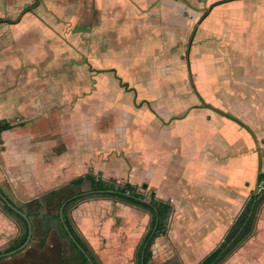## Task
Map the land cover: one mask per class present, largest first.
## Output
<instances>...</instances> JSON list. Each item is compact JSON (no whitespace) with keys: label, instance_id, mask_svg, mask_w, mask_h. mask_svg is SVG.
Segmentation results:
<instances>
[{"label":"crops","instance_id":"crops-1","mask_svg":"<svg viewBox=\"0 0 264 264\" xmlns=\"http://www.w3.org/2000/svg\"><path fill=\"white\" fill-rule=\"evenodd\" d=\"M115 1L117 3V0H78L81 8L89 12L85 13V17L82 15V18L78 16L72 19V23L86 25L99 20L101 24L102 20H105L101 18L104 10L109 13ZM128 1L134 3V0ZM161 1H163L160 3L163 10L161 21L167 22L169 27L172 24H175L174 27L178 25V30L167 29L170 31L165 32L161 45L164 49L166 47L169 49L164 50L161 47L154 52V64L156 68L161 65L165 69L163 79L177 80L176 75L180 73L181 80L188 82L191 87L190 91L188 85L186 86L190 94L195 91L194 89L198 93V96L191 98L194 104L184 116L191 113L192 116L189 117L200 125L193 131L201 129L203 136L201 179L192 182L186 191L180 186L176 194L168 189L179 186V183L169 184L164 190L157 187L153 181L146 182L145 179L136 182L131 180L129 175L127 178L115 175L108 169V165L103 167L105 153L111 150L112 145L108 143V135H101L95 131L96 125L103 129L110 126L118 128L132 126L131 136L135 137L139 144L142 139L138 123L148 110L147 104L157 107L159 117L153 114L155 119L161 118L163 123L170 124L173 122L172 119H176L173 113L177 112L178 99L175 97L172 104L168 103L167 99L158 104H155L158 99H143L144 103L142 104V100L140 106L139 102L133 103V100L119 97L127 95L128 88L133 89L134 93H137L138 89L132 85L128 87L130 82L123 84L120 78L121 69L119 71L113 68L111 71L112 68L105 66L101 56H93L92 50L97 46L98 36L92 35H97L96 33L86 35L89 38L84 40L80 30L79 34L73 37L70 35L73 38L70 41L63 31L55 28L65 25L64 23L60 25L55 19V21L39 19L41 27H45L39 38H49L48 41L52 42L48 49L42 50L41 63L49 64L53 57L58 66L42 67L30 64L27 60L22 61L20 54L0 52V120L8 121L12 126L3 132L1 137L0 189L17 207L27 213L32 223L29 243L18 252L6 254L9 248L18 244L26 232V227L14 215L0 208V255L6 254L0 257V264H48L53 258L61 259L67 254L78 257L69 247L64 213L62 219L61 208L59 209L58 205L68 196H74L79 192L83 194L93 192L92 182L88 179L80 186H67L73 179L88 173L106 180L130 182L139 186V189L146 183L147 191L154 192L157 198L172 204L173 209L165 221H170L171 236H181L179 241L182 246L179 248L191 251L190 249L196 250L198 246L201 252H206L205 256L220 245L249 199L260 192L259 176L264 173V96L261 97L264 86L257 84V68L255 71L242 69V72H239V69L230 70L221 65L225 57L221 56L223 52L221 50L216 52L213 49V44L220 47L225 42H234L238 45L242 36L236 33L241 32L233 33L230 28L224 27L225 32L223 30L221 38L217 36L214 38L211 34L193 41L195 32L200 29L213 31V35L220 32L209 27L206 16L208 5L219 0L205 2L201 0L198 1L200 5L196 7L187 4V7L194 11L191 19L179 16L182 8L174 3V0ZM24 10L23 12L32 9L26 7ZM21 20L22 17L16 22ZM4 21L10 20L3 17L0 22ZM183 21L193 31L188 41L192 46L184 48V56L179 58L178 48L174 49L172 46L182 33L179 27L183 26L181 25L184 24ZM244 23L243 21L242 25ZM209 38L213 41L208 42ZM93 39L95 41L92 42ZM65 53L68 54L67 57L77 59L78 63L72 66H59L61 64L59 59ZM224 55L230 54L225 52ZM184 57L187 70L181 72L180 69L178 71V65L182 64ZM53 70L63 77H57L54 81L51 76ZM173 73H176L175 77L172 76ZM248 77L250 81L246 80ZM118 81L121 86H117ZM50 90L53 91L52 100L60 98L57 105L54 103H52L54 106L50 105ZM112 90L116 100L111 96ZM56 106L58 110L55 109ZM51 109H55L57 113L50 123ZM70 115L79 119L68 118L70 122L77 121L78 128L72 134V145L68 147L63 126L66 123L64 118ZM115 123L117 125H114ZM93 129L94 132L90 133ZM95 139L101 143L85 149L89 142L93 145ZM125 154L121 151L119 157ZM129 164L132 169V164ZM187 165L193 168L195 163L187 160L186 167ZM174 168H179L178 162ZM161 173L163 175L160 177L164 179L167 172ZM52 190H57L56 194L49 195ZM141 190L144 191L143 188ZM178 195L184 199L179 206L176 205ZM65 203L66 201L62 206ZM97 208L102 211L98 227L96 219L99 216L95 212ZM129 211L139 213V224L136 227L140 228L141 233L132 237L131 245L120 247L126 251L111 249L113 253H110L108 250L110 241L118 239L113 236L119 235L124 226L130 224L124 221L123 216ZM67 217L71 219L73 232L84 244L94 264H118L124 260H119V254L124 258L130 255L136 257L138 243L150 222V215L146 211L111 197L98 196L85 199L71 207ZM192 217L194 221L191 220ZM209 219H212V223L208 224ZM106 222L112 227L111 234L108 235L104 227ZM183 223L188 225L185 227ZM200 228L207 230L198 233L197 230ZM198 236L205 238L200 240Z\"/></svg>","mask_w":264,"mask_h":264},{"label":"rangeland","instance_id":"rangeland-1","mask_svg":"<svg viewBox=\"0 0 264 264\" xmlns=\"http://www.w3.org/2000/svg\"><path fill=\"white\" fill-rule=\"evenodd\" d=\"M198 1L201 0H174V3L179 4V7L182 8L179 11V16L182 18H193L194 11L190 10L187 4L188 6L193 4V6L196 7L200 5ZM202 1L205 2V0ZM160 3H163V1L134 0L133 3L128 0H117V3L116 1L114 2V6H112L109 13L104 10V15L101 16V18L105 20H102L101 24L98 20L91 24L88 23L83 25L82 23H72V19L74 20L78 18V16L82 18V15L85 17V13L89 12V10L81 8V4L78 0H0V16L10 20L9 22H0V52L3 53V51H6L7 53L20 54L22 61L27 60L30 64L34 63L42 67L49 68L58 66L56 61L53 60V57H50L51 61H49V64L41 63L42 50L44 48L48 49V46L51 45L52 42L48 41L49 38H39L40 35L43 34L45 27L42 28V24L38 22V20L44 19L51 21L55 19L58 21V24H65L62 26H55V28L59 31L61 30V32L63 31L65 37H69L70 41L73 40V36L79 34L78 32L80 30L83 33L82 38L84 40L89 38L86 35H92L93 33L97 34L92 35L93 37L98 36L97 46L92 50L93 56H101L102 62L106 64L105 66H110L112 68L110 69L111 71L113 68L119 71L121 69V81H123V83L130 82L128 83V87L132 85V87L135 86L138 89V92L134 93L133 89L128 88L129 92L127 95H119V97L133 100V103L139 102L140 106L143 99H158L155 104L161 101L163 102V99H167V102L172 104V102L174 103L175 101V97H177V112L176 114L173 113V115H176V119H172L173 122L170 124L163 123L161 118L155 119V117H159L157 107L147 104L148 110L138 123V125H140L138 126V130L142 139L139 144L136 138L131 136L132 133H130V130H133L132 126L128 128L110 126L109 128L103 129L96 125L95 128V131H98L99 134L108 135V143L112 145L111 150L105 153L104 158L106 160L104 161L103 167L108 165V169L115 175L125 178L129 175L131 180L136 182L145 179L146 182L153 181L157 184V187L164 190H166V186L169 184L175 185L179 183V186H172L168 189L177 194L180 186L182 190L186 191L192 182L201 179L203 170L201 168L202 161H200V159H202L203 156L201 150L202 147H204V142L201 129L193 131V129H196L197 126L200 125H197L194 119L189 117L192 116L191 113L184 116L191 109V105L194 104L191 98L198 96L196 89H194L195 93L191 92L190 94L191 87L189 83L182 81L180 73L176 75L177 72L172 74L174 77L175 75L177 76V80L171 79L169 81L163 79L165 76V69L161 65L156 68L154 64V52L162 47L161 40H164L163 37L165 32L170 31L167 29L178 30V25L174 27L173 25L175 24H172L169 27L167 22H163L164 20L161 21L163 10H161L162 5ZM88 6L89 5H87L86 8H88ZM26 7L32 10L23 12ZM208 8L206 15L207 23L209 27L220 30V32L214 33L213 35V31H204L200 29L195 32V39L193 41L203 39L204 36H210L211 34L214 38H216L215 36L221 38L224 27L230 28L233 33L241 32L236 33L242 36L240 42L238 41V45H235L234 42H225V44L220 47L213 44V49L216 52L218 50L223 52L221 56L222 58L223 56L225 57L223 61H221V65L228 69L230 68V70L239 69V72H242V69L255 71L257 68V84L264 86V0H219V2L210 3ZM21 17L22 20L16 22L17 19ZM243 21L245 23L242 25ZM181 25H183V29L179 27V30L183 34L181 33L177 37V40L173 42L172 46L174 49L178 48L179 58L184 56V48L186 49L188 46H192L191 43L188 44V41L193 32L191 31V27L187 26L188 24L181 23ZM240 25L241 28H239ZM38 28L40 29L38 30ZM70 35H72V37H70ZM93 41L95 40L93 39L92 42ZM212 41L213 40L210 38L208 39V42ZM155 43H157V45H155ZM68 49L70 48L68 47ZM77 49L79 48L77 47ZM81 49H83V47ZM162 49L164 48L162 47ZM168 49L169 48L166 47L164 50ZM225 52L230 55H224ZM67 55L68 54L65 53L62 58L60 57L59 60L61 64L59 66H72L78 63V61H76L77 59L71 58L70 56L67 57ZM86 55V57H88V54ZM14 59L17 60L18 57ZM184 61L185 57L182 60V64L178 65V71L179 69L181 72L187 70ZM53 72L54 73L51 72V76L54 81H56L57 77H63L60 74L57 75L55 70H53ZM246 80L250 81V77L246 78ZM119 82L120 81L117 82V86H121ZM187 85L190 91L187 90ZM51 91L52 90L49 92L50 105L52 106V103L57 105V100L60 98L52 100L53 91ZM111 96L116 100V95L113 90ZM263 96L264 93L261 97ZM143 103L144 100L142 104ZM55 109L58 110V107L56 106ZM55 109L50 110V123L53 120L52 117L57 113ZM142 109L143 108H141V110ZM70 117L79 119V117L77 118L73 115L64 118L66 123L63 127L68 147L73 143L72 134L78 129L76 127L77 121L70 122V120H68ZM114 125L117 124L115 123ZM93 132L94 129L91 130L90 133ZM88 140L90 139L88 138ZM100 143L101 142H97L95 139L93 145L89 142V146H86L85 149L92 148ZM102 145L105 147V144L102 143ZM121 151H124L126 154L119 157ZM128 153L129 155H127ZM126 159H128V161ZM187 160L195 163L193 168L188 167V165L186 167ZM176 162L179 163V168H174ZM129 163L132 164V169ZM161 172H167L164 179L160 177V175H163ZM260 181H264V179ZM141 188L142 187H140V189ZM146 192L151 193L152 191H147L146 189ZM11 196L14 197L13 195ZM183 201V197L178 195L176 205L179 206ZM0 208L5 210L1 202ZM95 212L99 216V218L96 219V227H98L102 211L97 208ZM138 214L139 213L136 211H129L123 214L124 221L130 224L125 225L119 235L113 236L118 239L110 241V246H108L110 253H113L111 249L123 252L125 249L120 247L131 245L132 237L138 236L141 233L140 228L136 227L139 224ZM191 220L194 221V217H192ZM211 220L212 219L207 220V223H212ZM166 222L167 233L164 236L156 238L152 245V256L149 263L198 264L203 257H205L206 252H201L197 243L195 245L197 246L196 250L195 248L190 249L191 251L180 249L179 247L182 246L179 241L181 236H171L169 232L170 221ZM183 225L186 227L188 224L183 223ZM104 227L107 231V235L111 234L112 227L108 222L104 224ZM181 228L183 229L184 227L181 225ZM207 229L200 228L197 232L201 233V231H206ZM96 236L99 237L98 234H96ZM198 237L200 240L205 238V236ZM107 241L109 242V238ZM239 241H242L241 244L235 248L233 247L231 251L226 252L216 264H264V201L258 208L253 232L251 234L244 233ZM231 242L232 241L229 242L230 245ZM121 259L124 260L121 262L119 261L118 264H138V259L135 255L124 258V256L119 254V260Z\"/></svg>","mask_w":264,"mask_h":264},{"label":"trees","instance_id":"trees-1","mask_svg":"<svg viewBox=\"0 0 264 264\" xmlns=\"http://www.w3.org/2000/svg\"><path fill=\"white\" fill-rule=\"evenodd\" d=\"M0 20H3V17L0 16ZM126 85L127 83H123ZM11 124L8 121L0 120V143L2 133L11 128ZM85 179H88L92 182V190L90 194H83L79 192L74 196H68L63 201L59 203V209L62 207V204L66 201L63 208L64 219L69 230H72L73 225L71 219L67 217L68 210L74 205L80 203L85 199L92 197H111L117 201L124 202L126 204L138 207L150 215V222L148 228L143 235L136 252V257L138 259V264H150L149 260L152 256L151 245L154 240L159 236H164L167 233V218L170 211H172V206L169 202L164 201L156 197L154 192L147 193V184H144L141 190L139 186L133 185L130 182H118L116 179L106 180L100 176L94 174H86L79 176L72 181H70L67 186H80ZM264 179V173H261L260 180ZM57 190H52L48 194L54 195ZM264 201V188L257 194H254L244 209L236 219L235 223L231 226L228 233L226 234L224 240L220 245L205 256L198 264H216L220 261V258L225 255L226 252L232 250V248L239 246L242 241H239L242 238L244 233L251 234L253 232L254 222L256 220V215L258 208ZM4 209L9 213L14 215L19 221H21L26 227V232L23 237L20 239L16 246L9 248L7 251H12L13 249L19 248L28 237V227L25 221L14 213L7 205L3 206ZM231 242V245L229 242ZM82 243V242H81ZM83 244V243H82ZM84 246V244H83ZM93 264L94 261L92 260Z\"/></svg>","mask_w":264,"mask_h":264},{"label":"flooded vegetation","instance_id":"flooded-vegetation-1","mask_svg":"<svg viewBox=\"0 0 264 264\" xmlns=\"http://www.w3.org/2000/svg\"><path fill=\"white\" fill-rule=\"evenodd\" d=\"M68 233V232H67ZM72 234L73 237L70 236ZM68 233L69 247L78 255V257H73L70 254L65 255L63 258L52 259L48 264H93L90 260L89 255L81 243L80 238L70 230ZM66 254V253H65ZM71 261V262H70ZM75 261V262H74ZM70 262V263H69Z\"/></svg>","mask_w":264,"mask_h":264},{"label":"water","instance_id":"water-1","mask_svg":"<svg viewBox=\"0 0 264 264\" xmlns=\"http://www.w3.org/2000/svg\"><path fill=\"white\" fill-rule=\"evenodd\" d=\"M259 183H260V176H259V182H258V190H259ZM0 202H1V204L4 206V205H7L11 210H13L14 211V213L15 214H17L18 216H20L24 221H25V223H26V225H27V227H28V237H27V240L24 242V244L22 245V246H20L19 248H17V249H15V250H13V251H11V252H8V253H6V254H11V253H13V252H18V251H20V250H22L28 243H29V241H30V239H31V236H32V223H31V221H30V219H29V216L27 215V213L23 210V209H21V208H19V207H17L2 191H1V189H0ZM65 205V204H64ZM64 205L61 207V216H62V219H63V208H64ZM65 228H66V230H67V232L70 234V230L68 229V227L66 226V224H65ZM70 236L71 237H73L72 236V234H70ZM6 254H1L0 255V257L1 256H4V255H6ZM142 264H144L143 263V260H142Z\"/></svg>","mask_w":264,"mask_h":264},{"label":"built area","instance_id":"built-area-1","mask_svg":"<svg viewBox=\"0 0 264 264\" xmlns=\"http://www.w3.org/2000/svg\"><path fill=\"white\" fill-rule=\"evenodd\" d=\"M259 187L260 191L264 188V181H260Z\"/></svg>","mask_w":264,"mask_h":264}]
</instances>
